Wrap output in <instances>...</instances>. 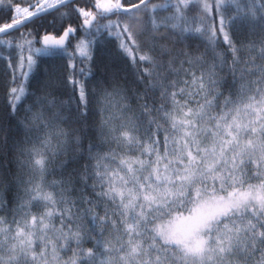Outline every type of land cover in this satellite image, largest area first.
Instances as JSON below:
<instances>
[{"label":"snow or ice","instance_id":"obj_1","mask_svg":"<svg viewBox=\"0 0 264 264\" xmlns=\"http://www.w3.org/2000/svg\"><path fill=\"white\" fill-rule=\"evenodd\" d=\"M0 62V264H264V0H0Z\"/></svg>","mask_w":264,"mask_h":264},{"label":"trees","instance_id":"obj_2","mask_svg":"<svg viewBox=\"0 0 264 264\" xmlns=\"http://www.w3.org/2000/svg\"><path fill=\"white\" fill-rule=\"evenodd\" d=\"M166 2V0H153V3H157V4H164ZM226 8H227V14L231 15L233 13V9L228 6L226 4ZM169 13L168 11L166 10H161L159 13H158V16L159 17H164V16H167ZM74 43V42H73ZM39 46V45H37ZM72 49H69V52H71ZM76 64H77V69L79 68H85V70L87 71V63L86 62H82L79 58L76 60ZM130 64V62H129ZM7 65H6V62H0V107H2L4 105V103L6 102L5 101V89L3 87V82H4V72H5V69H6ZM45 65L44 64H41V68H40V74L43 73V69H44ZM8 80L11 79V70L8 69ZM71 71V69L69 70ZM17 75V78L21 81V82H24L26 83L24 80H23V77L20 76L19 72L16 73ZM36 78L38 79L39 78V75L36 76ZM78 79H88L87 77H84V76H79L77 77ZM31 79V77H30ZM128 79L129 81H133L134 80V77L132 75V71H131V68H129V71H128ZM32 83L34 84L35 83V79H32ZM133 87H141L142 86H138L136 85L135 83L132 84ZM71 95V85H69V88L67 90V95L64 97L65 99H67V96ZM90 134V133H89ZM49 180L53 179V177H48ZM3 213H0V215H2Z\"/></svg>","mask_w":264,"mask_h":264}]
</instances>
